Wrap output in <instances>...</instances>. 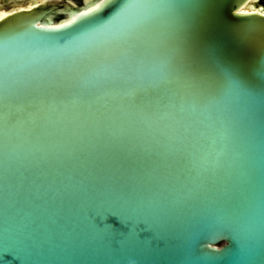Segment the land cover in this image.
<instances>
[{
  "label": "water",
  "instance_id": "95a60500",
  "mask_svg": "<svg viewBox=\"0 0 264 264\" xmlns=\"http://www.w3.org/2000/svg\"><path fill=\"white\" fill-rule=\"evenodd\" d=\"M96 2L39 1L31 12L22 7L0 19V26L19 29L0 36V264H264V99L258 93L226 92L218 110L226 135L218 131L217 110L176 115L171 122L182 154L166 158L160 155L166 139L117 140L97 127L93 120L103 117V108L94 116L87 104L63 116L30 115L40 110L43 93L63 100L73 90L57 69L71 67L82 49L158 30L175 14L144 6L168 0H125L105 32L60 46L50 35L54 26ZM248 4L254 10L242 11ZM261 11L264 0H220L205 33L249 76L256 54L234 40L232 28L264 20ZM201 156L207 165L194 167ZM109 205L122 206L124 223L103 217L97 224V212Z\"/></svg>",
  "mask_w": 264,
  "mask_h": 264
},
{
  "label": "snow or ice",
  "instance_id": "6c2138e0",
  "mask_svg": "<svg viewBox=\"0 0 264 264\" xmlns=\"http://www.w3.org/2000/svg\"><path fill=\"white\" fill-rule=\"evenodd\" d=\"M219 2L168 0L162 5H144L167 8L175 14L162 20L158 30L144 28L122 39H100L82 49L71 67L61 65L57 69L73 90L63 100L43 93L40 110L30 115L63 116L70 110L78 112L87 104L94 116L97 108H103V117L93 120L97 127L117 140L134 137L141 143H159L166 139L167 147L160 153L165 158L174 152L182 154V144L171 122L180 113L211 115L217 110L218 131L226 135L224 115L218 110L224 105L228 90L258 93L264 99V20L249 18L232 28L234 40L256 54L249 76L240 64L225 60L220 46L205 37ZM124 6L125 0H99L78 10L65 23L55 25L56 30L50 35L58 38L60 46L72 37L100 35L106 31V22ZM78 7H83V0H79ZM20 11L31 12V8ZM260 15L264 16V11ZM65 29L67 32L61 31ZM18 30L0 26V36ZM45 75L40 74L41 81ZM92 92L96 94L90 95ZM144 151L150 154L151 144ZM207 163L206 156L193 161L197 168H204ZM103 217H119L124 223L122 206H102L96 215L97 224L102 225Z\"/></svg>",
  "mask_w": 264,
  "mask_h": 264
},
{
  "label": "bare ground",
  "instance_id": "6f19581e",
  "mask_svg": "<svg viewBox=\"0 0 264 264\" xmlns=\"http://www.w3.org/2000/svg\"><path fill=\"white\" fill-rule=\"evenodd\" d=\"M14 1V0H13ZM25 1V0H24ZM40 0H32L29 1L26 5L14 7L12 9H5V8H0V19L6 16L8 13L13 12L14 10H17L19 8L25 7V8H31L33 5L37 4ZM0 5H3L2 0H0ZM242 11H251L254 10V7L251 6V4L246 5L241 9ZM72 18V17H71ZM70 18V19H71Z\"/></svg>",
  "mask_w": 264,
  "mask_h": 264
},
{
  "label": "rangeland",
  "instance_id": "374dc122",
  "mask_svg": "<svg viewBox=\"0 0 264 264\" xmlns=\"http://www.w3.org/2000/svg\"><path fill=\"white\" fill-rule=\"evenodd\" d=\"M29 1H32V0H26L25 3L24 2L22 3V1L21 2L18 1L19 4L15 5L13 0H5L4 1V4L6 5V8L5 9H12L14 7H18V5L19 6L26 5L27 3H29ZM50 7H52V6H50Z\"/></svg>",
  "mask_w": 264,
  "mask_h": 264
}]
</instances>
